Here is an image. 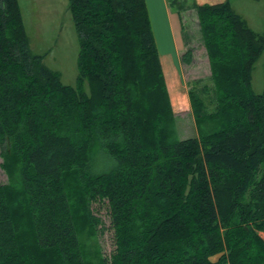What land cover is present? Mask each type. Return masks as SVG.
Masks as SVG:
<instances>
[{"label":"trees","instance_id":"16d2710c","mask_svg":"<svg viewBox=\"0 0 264 264\" xmlns=\"http://www.w3.org/2000/svg\"><path fill=\"white\" fill-rule=\"evenodd\" d=\"M67 1L76 88L0 0V264H264V35L228 1L193 5L212 93L188 92L196 137L182 141L146 0ZM97 201L109 259L80 240L97 235Z\"/></svg>","mask_w":264,"mask_h":264},{"label":"rangeland","instance_id":"374dc122","mask_svg":"<svg viewBox=\"0 0 264 264\" xmlns=\"http://www.w3.org/2000/svg\"><path fill=\"white\" fill-rule=\"evenodd\" d=\"M199 1L201 0H167L177 46L183 48L185 43L187 50L192 51L191 63L181 65V90L177 91V87H174L175 84L169 83L170 93L172 89L176 93L174 94L176 100L172 98V101L174 105L178 102L180 106L178 109L181 110L173 112L182 141H190L196 137V127L190 111L188 92L194 91L199 98L210 97L212 93L208 59L201 40L196 12L193 9V5H197ZM224 1H228L233 10L245 20L255 34L264 35V0H222V2ZM17 3L31 53L42 56L43 64L58 74L62 84L76 88L79 48L68 1L17 0ZM152 15L153 32L158 50L160 53L172 55L171 39L167 21L165 22L166 15L155 7L152 9ZM180 20L182 29L179 24ZM262 66L263 55L259 57L253 67L251 88L255 94H261L263 91ZM181 91L185 95L187 109L183 98L179 96ZM1 162L0 157V164ZM0 183L7 184L6 174L1 167ZM91 211L98 219L97 235L86 236L85 239L80 237V240L89 241V249H91L90 245H94V241H96L103 257L109 259L115 249V240L106 201H97L91 204ZM261 236L264 237L263 234Z\"/></svg>","mask_w":264,"mask_h":264},{"label":"crops","instance_id":"0c3cea01","mask_svg":"<svg viewBox=\"0 0 264 264\" xmlns=\"http://www.w3.org/2000/svg\"><path fill=\"white\" fill-rule=\"evenodd\" d=\"M146 3H147V8H148V13H149V18H150L152 30H153V23H152V17L151 16H153L152 15V9H154V7L159 12L163 11L167 17V19L165 17V22L167 21V29L169 31V35H170V39H171L170 42L172 44V55L168 54V53L167 54L160 53L159 50H158V52H159V56H160V63H161L162 71L164 74V79H165L166 87L168 90L172 110L175 112H179V111H181L180 109H178V107H180L179 103L176 102L174 105V103L172 101V95H171L170 90H169V83L175 84L174 87L175 88L177 87V89H176L177 91L181 90V88H180V86H181L180 70H181V65H182L181 55L187 50V45L184 43L183 48H179L177 46L175 34H174L175 31H174L173 23L171 21V12L169 11L167 0H146ZM219 3H223L222 0H201L197 3V5H205V4L214 5V4H219ZM177 18L179 19V17H177ZM179 24H180V28L182 29L183 26H182L181 20L179 21ZM153 34H154V32H153ZM154 37H155V35H154ZM155 41H156V38H155ZM156 45H158L157 41H156ZM157 49H158V47H157ZM177 70H178V72H177ZM164 71L166 74L164 73ZM174 94H176L175 91H174ZM179 96H181L183 98V100L185 102V107L187 109L188 104H187V101L185 99V95L183 94V92L181 94H179ZM217 259H218V255L212 257L210 260H211V262H216Z\"/></svg>","mask_w":264,"mask_h":264}]
</instances>
